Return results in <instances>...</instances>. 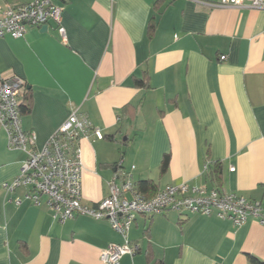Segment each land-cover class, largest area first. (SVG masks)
<instances>
[{"label":"crops","instance_id":"0c3cea01","mask_svg":"<svg viewBox=\"0 0 264 264\" xmlns=\"http://www.w3.org/2000/svg\"><path fill=\"white\" fill-rule=\"evenodd\" d=\"M218 1L65 0V40L53 22L30 26L21 38L0 37V73L20 76L32 89L22 125L37 134L38 147L73 109L103 132L81 140L84 203L108 196L123 169L135 184L154 181L141 192L147 196L186 182L264 204V9ZM143 75L149 85L136 86ZM25 158L9 149L0 129V264H102V250L123 242L108 220L79 215L61 222L46 198L37 206L27 187L3 188ZM215 163L216 183L207 176ZM129 237L139 249L120 264L264 259V225L256 218L235 226L201 213L141 214Z\"/></svg>","mask_w":264,"mask_h":264},{"label":"built area","instance_id":"2783aa9c","mask_svg":"<svg viewBox=\"0 0 264 264\" xmlns=\"http://www.w3.org/2000/svg\"><path fill=\"white\" fill-rule=\"evenodd\" d=\"M217 5L251 6L264 9V0H219ZM65 0H29L24 3H0V37H24L30 26L41 27L53 22L60 37L66 39L63 24ZM222 55L221 59H225ZM27 82L15 74L0 73V129L7 132L10 150L26 154L20 173L4 181L7 193L17 187H27L32 204L40 206L44 198L54 218L65 222L79 215L108 220L123 237L122 243H111L101 252L102 264H120L122 258L133 255L139 245L131 241L129 232L138 215L162 214L169 210L201 213L228 219L241 226L249 218L264 225V204L261 200L227 192L216 187L190 185L183 182L168 185L152 196L141 193L133 175L123 169L115 172L109 182V194L94 205L83 201V154L81 140L94 135L104 138L85 115L73 109L67 120L49 137L42 147L37 134L22 125L21 104ZM207 167V166H206ZM235 170V167L230 169ZM15 203L20 205L21 199Z\"/></svg>","mask_w":264,"mask_h":264},{"label":"trees","instance_id":"16d2710c","mask_svg":"<svg viewBox=\"0 0 264 264\" xmlns=\"http://www.w3.org/2000/svg\"><path fill=\"white\" fill-rule=\"evenodd\" d=\"M159 1V0H158ZM155 27L154 21L151 22L149 29L152 30ZM27 82V81H26ZM134 84L136 86L139 87H147L149 85L148 81H147V77L145 75L141 76V77H136L134 80ZM27 91L23 97V102L21 104V113L23 114H28L31 112L32 110V89L29 88L28 83H27ZM125 109H127L125 107ZM109 138H113L114 139V135H110ZM168 164H169V156L165 155L162 165H161V172L164 173L167 168H168ZM208 178L211 179V181L213 182H218L220 180L221 177V165L218 163H215V167H213L212 170H209L207 173ZM137 189L140 192H147L150 191L152 189L155 188V183L153 180L147 179V180H140L137 184ZM218 189V186H214ZM223 190V189H221ZM249 261L250 264H264V259L258 258L254 255L249 254ZM158 264H163V261H160V263Z\"/></svg>","mask_w":264,"mask_h":264},{"label":"water","instance_id":"95a60500","mask_svg":"<svg viewBox=\"0 0 264 264\" xmlns=\"http://www.w3.org/2000/svg\"><path fill=\"white\" fill-rule=\"evenodd\" d=\"M43 28H44V29H47V28H48V25H44Z\"/></svg>","mask_w":264,"mask_h":264}]
</instances>
